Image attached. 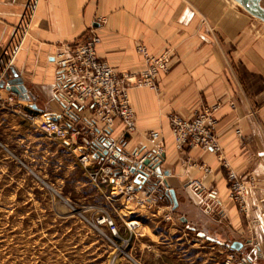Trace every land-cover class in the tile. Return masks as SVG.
<instances>
[{
  "label": "crops",
  "instance_id": "0c3cea01",
  "mask_svg": "<svg viewBox=\"0 0 264 264\" xmlns=\"http://www.w3.org/2000/svg\"><path fill=\"white\" fill-rule=\"evenodd\" d=\"M34 1L0 0V66L14 69L32 93L31 101L22 99L38 111L60 110L52 96L57 72L54 56L63 45L75 46L98 17L106 21L98 29L102 43L97 54L118 73L144 70L143 58L137 53L141 45L154 56L169 51V71L159 76V91L130 93L138 133L128 138L129 148L145 141L149 132L162 131L167 146L165 184L175 191L179 206L174 209L189 231L186 235L196 232L217 244L227 243L230 237L220 230L224 239H218L217 223L199 207L194 192L185 188L202 178L208 186L215 185L226 200L224 173L214 156L198 149L178 154L168 123L171 114L189 118L202 106L220 104L216 118L223 154L241 175L254 177L261 186L250 202L253 211L248 227L237 208L227 204L233 231L243 236L246 230H253L246 241L237 239L231 245L242 244V253L251 249V254L255 252L253 264H264V241L257 223H264L262 199L257 196L264 193V125L259 122V116L264 121V47L241 41L239 33L247 20L237 19L232 6L220 0H39L24 35ZM3 90L6 95L14 94L6 87ZM115 132L116 138L122 136L119 122ZM189 159L202 160L213 169V175L204 177L190 168ZM186 197L193 198L191 204ZM172 203L169 195L162 205L174 206ZM209 234L218 238L211 239ZM217 264H225V260Z\"/></svg>",
  "mask_w": 264,
  "mask_h": 264
},
{
  "label": "rangeland",
  "instance_id": "374dc122",
  "mask_svg": "<svg viewBox=\"0 0 264 264\" xmlns=\"http://www.w3.org/2000/svg\"><path fill=\"white\" fill-rule=\"evenodd\" d=\"M220 1L232 6L231 11L236 13L237 19H242L243 23L247 20L239 33L241 41L264 47V0H234V4L230 0ZM30 20L24 35L28 34ZM100 26L92 27L97 28L98 33ZM210 29L215 32L216 28L211 26ZM8 71L4 67L2 74ZM21 105L20 109L15 110L0 104V264H217L226 260L228 251H236L229 246L231 241H246L251 237V228L250 233L246 230L243 236L233 231L227 204L237 208L248 227L247 219L253 211L250 202L261 187L254 177L243 176L235 169L246 182L252 180L255 183L248 196V216L232 199L224 169L221 168L228 189L226 200L220 197L215 185L208 186L202 178L196 181L202 183L203 187L191 188L190 182L186 184L185 188L194 192L199 207L217 223L215 229L220 236L209 234L211 239L217 237L221 241L224 239L222 232H226L224 234L230 240L217 244L199 237L196 232L187 236L189 231L173 205L172 210L179 219L176 223L165 222L162 216L156 214L157 211L152 210L141 209L138 213L130 214L120 201L109 198L110 188L92 185L85 172L76 165L74 155L39 130L32 120L24 117V114L32 113L38 118L46 110L38 111L23 99ZM262 117L259 116V122L264 125ZM198 150L214 156L220 166L215 154ZM193 162L205 163L202 160ZM197 171L204 177L214 173L212 168L209 175ZM214 195H217L215 200L212 199ZM257 196L262 199L260 202L264 208V193ZM190 197L186 198L191 204L193 198ZM161 206L164 208L161 213L171 210L167 208L170 204ZM99 209L111 213L119 235L124 239H128L126 222L141 220V235L134 237L127 245L117 238L113 239L116 246L111 244L105 237H110L107 229L100 227L103 235L94 226L101 217ZM260 222H257L258 231L264 241V223ZM251 252L250 249L244 254L254 260L255 252Z\"/></svg>",
  "mask_w": 264,
  "mask_h": 264
},
{
  "label": "built area",
  "instance_id": "2783aa9c",
  "mask_svg": "<svg viewBox=\"0 0 264 264\" xmlns=\"http://www.w3.org/2000/svg\"><path fill=\"white\" fill-rule=\"evenodd\" d=\"M38 1H34L29 19L34 16ZM105 21V18L99 17L95 25H102ZM101 42L97 28L91 27L75 46L58 48L54 56L57 72L52 96L60 110H46L38 118L32 113H26L24 117L32 120L39 130L70 151L76 165L85 172L92 185L110 188L109 198L120 201L124 210L130 214L138 213L141 209L157 211L156 214L162 216L165 222L176 223L179 219L172 205L167 207L170 211L161 213L164 209L162 202L170 190L165 184L167 146L163 132H149L145 141L138 142L133 148H129L128 142V138L138 133L137 115L130 93L137 89L159 91L158 78L169 71L170 52L154 56L141 45L137 53L143 58L144 70L118 73L98 57L97 47ZM0 104L16 110L22 107V99L15 94L6 95L0 88ZM220 107V104L202 106L189 118L171 114L168 123L172 140L175 150L181 155L194 149L215 154L220 167L226 171L232 199L248 216V196L255 183L252 180L246 182L223 154L217 135L216 113ZM117 122L123 127L120 138H116ZM187 163L192 169L211 174V167L206 163L200 164L190 159ZM190 186L203 187L196 180L190 181ZM212 197L215 200L217 195ZM99 212L101 217L94 226L102 234L104 232L100 227L104 226L110 237L103 235L115 246L114 238L127 245L143 231L141 220L127 221L128 239H124L119 235L111 213L105 209H99ZM225 264H253V261L241 251H228Z\"/></svg>",
  "mask_w": 264,
  "mask_h": 264
},
{
  "label": "water",
  "instance_id": "95a60500",
  "mask_svg": "<svg viewBox=\"0 0 264 264\" xmlns=\"http://www.w3.org/2000/svg\"><path fill=\"white\" fill-rule=\"evenodd\" d=\"M3 66L0 67V88H5L10 90L12 93H14L17 96H20L21 98H24L26 101L32 100V95L29 93L27 87L25 86L23 80L18 77L17 73H15L14 69L8 72L3 73ZM11 73V74H10ZM168 187V186H167ZM171 195L173 197V203L174 207H178L179 203L176 198V194L174 190H169V193L167 196ZM242 244L240 243H234L232 246V249H235L236 251H239L242 248Z\"/></svg>",
  "mask_w": 264,
  "mask_h": 264
},
{
  "label": "bare ground",
  "instance_id": "6f19581e",
  "mask_svg": "<svg viewBox=\"0 0 264 264\" xmlns=\"http://www.w3.org/2000/svg\"><path fill=\"white\" fill-rule=\"evenodd\" d=\"M230 1H232V2H233V4L235 3V1H234V0H230Z\"/></svg>",
  "mask_w": 264,
  "mask_h": 264
}]
</instances>
